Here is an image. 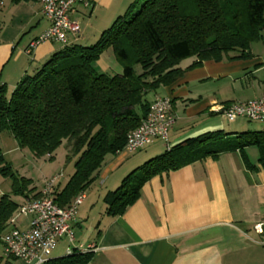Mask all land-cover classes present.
Instances as JSON below:
<instances>
[{
  "label": "trees",
  "instance_id": "16d2710c",
  "mask_svg": "<svg viewBox=\"0 0 264 264\" xmlns=\"http://www.w3.org/2000/svg\"><path fill=\"white\" fill-rule=\"evenodd\" d=\"M262 31L264 0H135L94 44L84 46L77 40L61 46L33 73L25 74L10 97L0 80V131L10 132L36 156L49 158L66 141V156L74 160V170L61 188L53 187L55 202L65 206L89 188L107 155L122 150L128 133L146 117L158 89L203 61H220L227 55L250 58L251 43L262 38ZM107 49L113 51L121 73L95 69L94 63ZM187 57L194 60L183 68L180 63ZM229 134L206 132L144 161L106 195V213H123L153 176L207 156L255 146L264 168V131ZM247 166L254 168L249 161ZM0 173L14 178V194L27 199L40 196L41 191L20 186L1 149ZM19 206L7 194L0 197V235ZM91 256L90 251L72 250L45 264H87Z\"/></svg>",
  "mask_w": 264,
  "mask_h": 264
},
{
  "label": "crops",
  "instance_id": "0c3cea01",
  "mask_svg": "<svg viewBox=\"0 0 264 264\" xmlns=\"http://www.w3.org/2000/svg\"><path fill=\"white\" fill-rule=\"evenodd\" d=\"M134 1L89 0L88 6L76 4L70 16L81 25L78 44H94ZM5 2L10 1L2 0L0 7ZM10 3L12 25L0 35V80L6 85L11 81L15 87L25 74L33 73L60 50L61 45L44 41L33 50L30 60L25 50L31 40L47 29L49 21L38 0ZM25 33L31 35L23 46L21 35ZM251 53L248 59H230L227 55L220 61H203L200 66L186 70L173 84L155 92L154 96L171 98L177 115L169 132L170 146L210 131L232 133L231 122L221 107L264 95V55L252 49ZM193 60L192 57L181 67H188ZM96 62L102 71H122L111 49L103 52ZM252 147L257 153H251ZM154 154L141 155L121 169H113L114 160L112 166L100 171L102 192L98 191V198H94L89 186L71 222L73 242L62 237L50 258L66 256L69 249L79 251L81 246L94 245L87 264H264V231L254 229L256 223L264 222V168L258 162V148L249 146L243 151L221 153L216 158L207 156L155 175L142 185L137 200L123 213L108 215L106 195ZM247 161L254 168L248 167ZM62 178L55 183L59 188L68 180L62 182ZM29 200L32 198H24L19 205ZM17 220L18 217L16 222L21 226ZM8 228L7 222L0 235V250L1 236ZM3 258L0 255V264H11L12 260L25 262Z\"/></svg>",
  "mask_w": 264,
  "mask_h": 264
},
{
  "label": "built area",
  "instance_id": "2783aa9c",
  "mask_svg": "<svg viewBox=\"0 0 264 264\" xmlns=\"http://www.w3.org/2000/svg\"><path fill=\"white\" fill-rule=\"evenodd\" d=\"M41 12L49 21V26L38 37L31 40L26 52L32 55L33 50L44 41L59 43L61 46L80 39L81 25L79 20L70 16L76 4L88 6L89 0H38ZM225 118L236 121L243 118L248 121L264 122V95L245 102L231 103L221 107ZM177 115L168 96L156 95L152 99L149 111L138 127L128 133L126 143L116 155L128 157L138 150L161 140L169 147V132L176 122ZM63 176L58 173L46 180L39 197L29 200L18 207L17 215L8 221L9 228L1 236L2 254L6 259H20L29 264H45L62 237L70 243L74 240L71 222L77 208L85 198L86 191L75 195L71 201L60 206L54 200L53 187ZM27 216L25 226H18V216ZM257 232L264 231V222L254 225ZM94 245L80 247L81 252L95 250ZM69 254L72 252L68 250Z\"/></svg>",
  "mask_w": 264,
  "mask_h": 264
},
{
  "label": "rangeland",
  "instance_id": "374dc122",
  "mask_svg": "<svg viewBox=\"0 0 264 264\" xmlns=\"http://www.w3.org/2000/svg\"><path fill=\"white\" fill-rule=\"evenodd\" d=\"M12 4L10 2H5L3 6L0 7V27L1 32L0 35L4 34V32L8 31L10 26L12 25V15L10 14V9ZM31 34L25 33L21 35L23 37L22 44L25 45L28 36ZM21 37V38H22ZM251 49L253 52H258L264 55V31H262V38L258 41H254L251 43ZM30 60L31 56L28 55ZM30 60H26L29 61ZM192 60V57H187L183 59L180 63L181 66L186 64ZM21 61V60H20ZM94 67L98 72H101L103 69L99 66L97 62L94 63ZM134 69L136 73H140L141 67L140 65H134ZM110 73H114L113 71H109ZM13 73V72H12ZM9 80H13L10 78ZM7 87V96L10 97L13 90V83L9 81L6 85ZM232 133L229 136H233L236 133L244 132V131H257L264 130V122H256V121H248L243 118L237 119L235 122L230 123ZM0 149L4 156V160L6 164L9 165L11 171L14 173V176L17 178L18 183L22 187H27L28 189H40L44 186L46 180L50 179L52 176L62 173L64 178L61 179L62 182H65L70 174L74 170V160H70L67 158V149H66V141H63L58 148L52 153V158H49L47 154L36 156L32 153V151L27 147H21L18 144V141L8 132L7 130L0 131ZM166 147L162 146V141L155 142L154 144H150L146 146L144 149L139 150L132 155L125 157L123 154L121 155H107L104 159L101 171L105 168L112 166L114 160H116L115 167L113 169L124 168L127 164L135 161L137 157L145 154H162L165 151ZM256 151V148L252 147L251 153ZM257 153V151H256ZM154 154V156H156ZM123 158V159H122ZM123 162H121L122 160ZM129 159V160H128ZM121 160V161H120ZM148 160V158L146 159ZM144 162V161H143ZM142 164V163H141ZM120 168V169H121ZM13 183L14 178L9 175H4L0 173V197L3 194L9 195V197L20 203L23 201L24 197L19 194L13 193ZM89 190L94 191V198L97 197V193L99 191L102 192L99 185V177H97L93 183L90 185ZM88 190V191H89ZM87 192V190H86ZM102 203L101 201H99ZM98 209L95 210L97 212ZM17 215V211H15L12 217ZM19 225L28 224V217L21 215L18 216ZM1 248V247H0ZM53 253V252H52ZM0 255L3 257L2 249L0 250ZM5 260V258H3ZM1 264H6V262H2ZM11 264H29L26 262L12 260Z\"/></svg>",
  "mask_w": 264,
  "mask_h": 264
}]
</instances>
